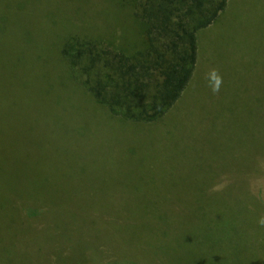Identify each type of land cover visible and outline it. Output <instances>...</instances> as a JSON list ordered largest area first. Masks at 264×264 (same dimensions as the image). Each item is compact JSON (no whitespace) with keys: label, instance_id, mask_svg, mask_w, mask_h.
<instances>
[{"label":"rangeland","instance_id":"374dc122","mask_svg":"<svg viewBox=\"0 0 264 264\" xmlns=\"http://www.w3.org/2000/svg\"><path fill=\"white\" fill-rule=\"evenodd\" d=\"M124 21L107 0H0V264H264V0L198 33L153 123L60 85L59 39Z\"/></svg>","mask_w":264,"mask_h":264},{"label":"trees","instance_id":"16d2710c","mask_svg":"<svg viewBox=\"0 0 264 264\" xmlns=\"http://www.w3.org/2000/svg\"><path fill=\"white\" fill-rule=\"evenodd\" d=\"M107 1L123 14L119 37L77 31L60 38V85L83 90L122 121L156 122L189 84L197 35L217 21L228 0Z\"/></svg>","mask_w":264,"mask_h":264},{"label":"clouds","instance_id":"9594fccd","mask_svg":"<svg viewBox=\"0 0 264 264\" xmlns=\"http://www.w3.org/2000/svg\"><path fill=\"white\" fill-rule=\"evenodd\" d=\"M260 224H261L262 226H264V218H262V219L260 220Z\"/></svg>","mask_w":264,"mask_h":264}]
</instances>
